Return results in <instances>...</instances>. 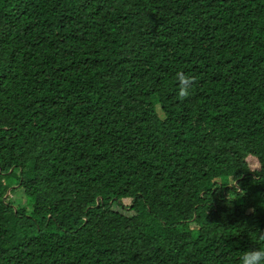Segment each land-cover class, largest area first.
I'll return each mask as SVG.
<instances>
[{
	"label": "trees",
	"instance_id": "trees-1",
	"mask_svg": "<svg viewBox=\"0 0 264 264\" xmlns=\"http://www.w3.org/2000/svg\"><path fill=\"white\" fill-rule=\"evenodd\" d=\"M178 72L197 78L183 100ZM253 249L264 0H0V264Z\"/></svg>",
	"mask_w": 264,
	"mask_h": 264
},
{
	"label": "clouds",
	"instance_id": "clouds-1",
	"mask_svg": "<svg viewBox=\"0 0 264 264\" xmlns=\"http://www.w3.org/2000/svg\"><path fill=\"white\" fill-rule=\"evenodd\" d=\"M177 79L180 85L178 96L183 100L191 94V89L194 87L197 78L178 72ZM241 260L242 264H264V249L246 251Z\"/></svg>",
	"mask_w": 264,
	"mask_h": 264
},
{
	"label": "rangeland",
	"instance_id": "rangeland-1",
	"mask_svg": "<svg viewBox=\"0 0 264 264\" xmlns=\"http://www.w3.org/2000/svg\"><path fill=\"white\" fill-rule=\"evenodd\" d=\"M17 193L14 192L11 195L12 196V200L17 201V203L20 204V205H24L27 202V200H28L27 197L26 196L19 197Z\"/></svg>",
	"mask_w": 264,
	"mask_h": 264
}]
</instances>
